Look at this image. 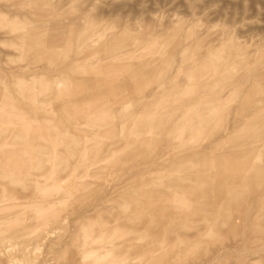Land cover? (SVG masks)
Instances as JSON below:
<instances>
[{
	"label": "rangeland",
	"instance_id": "obj_1",
	"mask_svg": "<svg viewBox=\"0 0 264 264\" xmlns=\"http://www.w3.org/2000/svg\"><path fill=\"white\" fill-rule=\"evenodd\" d=\"M0 198V264H264V0H0Z\"/></svg>",
	"mask_w": 264,
	"mask_h": 264
},
{
	"label": "bare ground",
	"instance_id": "obj_2",
	"mask_svg": "<svg viewBox=\"0 0 264 264\" xmlns=\"http://www.w3.org/2000/svg\"><path fill=\"white\" fill-rule=\"evenodd\" d=\"M84 164V163H83ZM1 199V198H0ZM7 199V198H6ZM12 200V199H11ZM16 200V199H15ZM14 200V201H15ZM3 201V200H2ZM1 200H0V211H2V210H4V209H6V206L8 207V205L10 206V204H3V203H6L7 201H5V202H3V203H1L2 202ZM10 201V200H9ZM13 201V200H12ZM17 201V200H16ZM27 202V201H26ZM51 202H54V201H51ZM11 204H13V203H11ZM11 207V206H10Z\"/></svg>",
	"mask_w": 264,
	"mask_h": 264
}]
</instances>
